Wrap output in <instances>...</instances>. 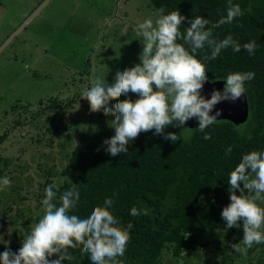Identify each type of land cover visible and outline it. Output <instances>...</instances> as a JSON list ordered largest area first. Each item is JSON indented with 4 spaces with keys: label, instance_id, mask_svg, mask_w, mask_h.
<instances>
[{
    "label": "rangeland",
    "instance_id": "1",
    "mask_svg": "<svg viewBox=\"0 0 264 264\" xmlns=\"http://www.w3.org/2000/svg\"><path fill=\"white\" fill-rule=\"evenodd\" d=\"M156 11L151 0H0V179L11 181L0 189V246L21 243L38 222L45 189L64 181L76 147L107 153L114 117L91 112L81 93L140 62L138 25ZM129 96L138 98L119 99ZM242 238L218 244L201 234L207 245L165 252L164 262L264 264V245L247 255L232 249Z\"/></svg>",
    "mask_w": 264,
    "mask_h": 264
},
{
    "label": "trees",
    "instance_id": "2",
    "mask_svg": "<svg viewBox=\"0 0 264 264\" xmlns=\"http://www.w3.org/2000/svg\"><path fill=\"white\" fill-rule=\"evenodd\" d=\"M164 14L180 11L186 17L181 25L184 32L188 21L198 15L209 20L208 27L226 16L228 0H151ZM239 3L244 15L231 24L212 28L213 36L224 39L231 35L241 44V51L223 49L219 56L205 61L209 80H224L230 72H254V79L246 82L250 115L246 122L235 124L227 119L217 120L206 129L211 139L205 140L193 127H168L176 132L178 141L154 135V130L142 132L128 144V153L111 156L101 150L92 152L76 147L69 155L62 174L64 181L53 190L59 195L75 186L80 192L77 206L70 214L87 217L97 204L113 198V214L123 226L133 224L130 240L122 264H165L164 253L178 257L185 250H193L206 234L230 243L243 234L239 228H226L223 208L230 203L228 175L242 156L252 150L264 152V0H232ZM251 7V12L248 8ZM255 40L254 55L243 44ZM181 42L182 41H178ZM207 46L198 54L210 55ZM6 134L0 136V142ZM231 146L232 151L226 150ZM147 208L148 215L132 216V207ZM261 244H254L257 249ZM22 244H2L0 253L11 248L17 251ZM74 257L64 264H92L89 254L81 249H69ZM253 250H251V253ZM52 258H56L53 256Z\"/></svg>",
    "mask_w": 264,
    "mask_h": 264
},
{
    "label": "clouds",
    "instance_id": "3",
    "mask_svg": "<svg viewBox=\"0 0 264 264\" xmlns=\"http://www.w3.org/2000/svg\"><path fill=\"white\" fill-rule=\"evenodd\" d=\"M248 11L251 12V7ZM243 15L240 4L228 0L226 16L211 28L209 20L198 15L188 21L189 26L182 32L186 17L180 11L164 14V8L157 9L155 19L147 18L139 23L143 45L140 62L117 70L113 83L96 79L81 93V98L89 102L91 112L103 111L105 116L114 117L109 121L114 135L103 141L108 154L128 153L131 141L140 133L152 130L154 135L176 142L177 133L165 132V129L185 128L190 119L198 121L196 129L204 133L205 140L211 139L206 129L216 123L223 111L216 110L212 114L215 106L239 100L246 94V82L255 76L251 71L230 72L224 79L223 90L214 89L210 98L202 94L209 81L205 61L216 59L223 49L241 51V44L231 35L217 39L212 28L231 24ZM206 46L211 50L210 55L200 58L198 54ZM257 48L255 40L243 44L250 55H254ZM128 93L138 98L119 99ZM111 101L117 102L112 104ZM226 151L230 153L231 146ZM227 177L230 203L223 208L221 216L227 229L239 228L242 222L243 238L231 247L247 255L254 244L264 243V152L252 150L244 154ZM10 183L7 176L3 177L0 189ZM53 187L48 185L45 189L43 215L30 225L22 246L17 251L6 248L0 253V264H64L74 259L70 248L89 254L92 264H122L119 257L126 252L133 224L129 222L125 227L113 214V198H106L82 218L70 214L80 199L79 190L75 186L65 190L57 203ZM148 214L147 208L140 210L134 206L130 210L134 217Z\"/></svg>",
    "mask_w": 264,
    "mask_h": 264
},
{
    "label": "water",
    "instance_id": "4",
    "mask_svg": "<svg viewBox=\"0 0 264 264\" xmlns=\"http://www.w3.org/2000/svg\"><path fill=\"white\" fill-rule=\"evenodd\" d=\"M226 83L225 80H215V83L212 80H209L205 83L202 94L205 95L207 98H210L211 93L214 89L223 90L224 84ZM223 110L218 120L227 119L235 124H241L248 120L250 115V107L247 94L242 96L239 100L235 102L231 101H224L218 103L215 108L213 109V113L216 110ZM196 123L195 119H190L186 125L193 127Z\"/></svg>",
    "mask_w": 264,
    "mask_h": 264
}]
</instances>
